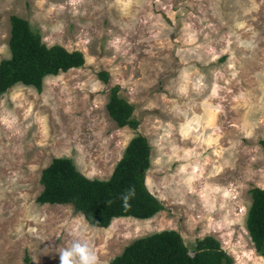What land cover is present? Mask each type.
<instances>
[{
	"label": "rangeland",
	"instance_id": "1",
	"mask_svg": "<svg viewBox=\"0 0 264 264\" xmlns=\"http://www.w3.org/2000/svg\"><path fill=\"white\" fill-rule=\"evenodd\" d=\"M10 15L84 64L44 77L40 91L18 83L0 95V264H60L77 233L107 264L163 229L188 246L212 235L234 264H264L245 228L248 190L264 188V0H0V59ZM115 85L136 129L106 111ZM136 133L151 146L146 186L164 206L152 218L96 228L70 204L35 201L53 157L107 179Z\"/></svg>",
	"mask_w": 264,
	"mask_h": 264
},
{
	"label": "trees",
	"instance_id": "2",
	"mask_svg": "<svg viewBox=\"0 0 264 264\" xmlns=\"http://www.w3.org/2000/svg\"><path fill=\"white\" fill-rule=\"evenodd\" d=\"M9 23L10 55L0 59V95L18 83L40 91L44 77L84 64L81 51L68 50L58 44L46 45L28 20L10 15ZM97 78L107 82L109 74L101 70L97 72ZM118 91V85L109 90L106 111L117 127L136 129L139 120L133 116L134 106ZM259 144L264 150L263 139ZM150 153L147 138L136 133L126 144L107 179L85 176L70 157H53L41 170L42 189L35 201L40 205L70 204L96 228H107L113 219L119 217L152 218L164 206L145 184ZM130 188L135 189V196L125 208L121 197ZM248 192L251 202L246 212L245 228L255 251L264 257V188L251 187ZM107 264H234V260L212 235L197 238L188 246L177 230L163 229L135 238Z\"/></svg>",
	"mask_w": 264,
	"mask_h": 264
},
{
	"label": "clouds",
	"instance_id": "3",
	"mask_svg": "<svg viewBox=\"0 0 264 264\" xmlns=\"http://www.w3.org/2000/svg\"><path fill=\"white\" fill-rule=\"evenodd\" d=\"M135 189L130 188L122 195L123 206L129 207V201L134 198ZM60 264H101L95 249L78 233L69 246L60 252Z\"/></svg>",
	"mask_w": 264,
	"mask_h": 264
},
{
	"label": "water",
	"instance_id": "4",
	"mask_svg": "<svg viewBox=\"0 0 264 264\" xmlns=\"http://www.w3.org/2000/svg\"><path fill=\"white\" fill-rule=\"evenodd\" d=\"M146 184V183H145ZM152 194V193H151Z\"/></svg>",
	"mask_w": 264,
	"mask_h": 264
}]
</instances>
